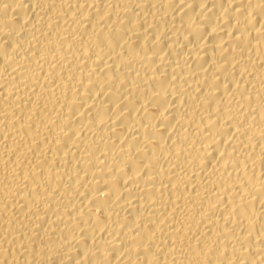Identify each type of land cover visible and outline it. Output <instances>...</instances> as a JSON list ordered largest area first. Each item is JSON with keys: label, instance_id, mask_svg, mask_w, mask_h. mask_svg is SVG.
<instances>
[{"label": "bare ground", "instance_id": "1", "mask_svg": "<svg viewBox=\"0 0 264 264\" xmlns=\"http://www.w3.org/2000/svg\"><path fill=\"white\" fill-rule=\"evenodd\" d=\"M0 264H264V0H0Z\"/></svg>", "mask_w": 264, "mask_h": 264}]
</instances>
